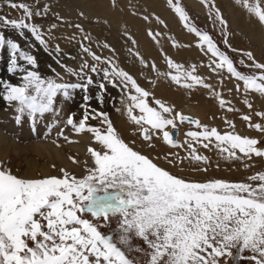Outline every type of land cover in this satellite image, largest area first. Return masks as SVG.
<instances>
[{"label":"snow or ice","instance_id":"6c2138e0","mask_svg":"<svg viewBox=\"0 0 264 264\" xmlns=\"http://www.w3.org/2000/svg\"><path fill=\"white\" fill-rule=\"evenodd\" d=\"M4 2L11 9L22 11L23 15L19 19L0 15V28H11L20 36H24L26 30L47 50L48 42L40 27L30 22L34 15L42 14L41 10L34 12V5L27 3ZM201 2L209 8V18L214 16L222 26L223 43L231 48L228 33L224 31L227 21L215 8L214 0ZM235 2L264 25L261 0ZM168 4L188 32L199 38L197 47L210 54L208 67L211 71L219 73L226 70L232 78L243 82L246 94L243 103L251 109L253 105L247 94L254 92L264 96V63L258 62L251 51L242 52L250 63H245V59L239 63L249 70V74L239 71L213 38L191 23L179 0H168ZM48 11V6L44 5L43 12ZM143 19L148 20L149 17L145 15ZM156 19L164 23L158 17ZM75 27L83 31L80 25ZM51 28L55 29L56 25H51ZM148 35L155 39L158 34L149 30ZM84 39L89 37L84 36ZM173 46H176L175 42ZM80 47L94 63L84 60L79 70L64 67L68 74L78 76L83 82H58L57 79L42 77L35 70L38 67L36 57L0 31V50L6 48L10 52L8 71L23 73L18 84L0 81V99L14 107L17 124L26 115L35 125L38 115L55 111L53 105L58 94L68 98L70 90L80 88L87 91L94 83L89 73H102L103 81L121 90L124 114L135 126L134 135L146 146L154 147L156 139H162L172 148L187 146L184 157L165 154L163 159L170 166L181 167L185 160L209 165V157L198 154L195 144L204 149L214 148L219 156L230 161H251L253 156L264 158V149L258 147L260 141L236 133L232 121L225 119L233 131L221 133L215 127L209 128L154 98L112 59L97 55L90 46L81 44ZM101 47L108 48L109 45ZM55 51L61 52L59 46ZM165 60L170 71L158 72V75L183 88L201 86L208 89L221 108L229 112L238 111L195 74L196 65L185 69L168 57ZM19 61H25L29 67H21ZM140 63L150 70L157 69L155 63L149 66L142 57ZM102 64L106 66L99 67ZM99 88L105 89V83H100ZM237 91H240L239 84ZM84 99L87 101L89 97ZM98 100L103 103L102 96ZM255 115L264 118V112H256ZM241 119L248 122L250 128L264 133V124H253L251 116L243 115ZM89 120H99V126L89 124ZM185 122L195 125L198 130L188 131L181 144L174 138L173 131ZM66 126H70L77 135L91 134L93 142L99 146L87 148L92 163L89 166L87 161L84 162L85 174L82 177L64 167L59 168V176H19L0 161V264H140L137 258L130 257L129 253L133 251L147 258L144 264H220L221 258L225 257L264 264V171L248 176V182L223 179L194 181L172 174L153 158L135 150L132 146L135 140L126 142L106 112L85 105L82 118L76 121L74 115H69ZM60 138L69 144L78 143L61 129L57 138L52 140L57 147H60ZM67 158L72 164L80 163L74 156ZM251 166L244 164L245 168ZM51 167L55 169L57 166L52 164ZM207 170V167L193 169ZM117 217L115 228H111L113 219ZM105 227L110 228L107 234L101 231ZM135 240H141L146 248L134 245ZM233 249L237 250L235 256ZM245 251L251 255L244 257Z\"/></svg>","mask_w":264,"mask_h":264},{"label":"rangeland","instance_id":"374dc122","mask_svg":"<svg viewBox=\"0 0 264 264\" xmlns=\"http://www.w3.org/2000/svg\"><path fill=\"white\" fill-rule=\"evenodd\" d=\"M13 2L34 5V12L37 9L42 12L40 16L34 15L30 22L40 27L44 39L48 42L47 50L40 46L26 30L24 36H20L11 28H0L7 38L19 42L23 50L36 57L38 67L35 70L42 77L57 79L58 82L82 83L83 81L78 76L68 74L64 66L79 70V66L84 60H87L89 64L94 63L90 56L81 51L80 45L84 44L90 46L97 55L112 59L118 67L129 72L145 90L151 92L154 98L166 102L175 111L195 117L201 124L207 125L209 128L215 127L221 133L233 131L225 123V119L230 120L235 125L236 133L258 139L260 141L258 147L264 149V133L250 128L248 122L241 119L243 115H249L252 117L253 124H264V118L255 115L256 112H264V96L249 92L247 99L253 105L249 109L243 103L246 97L243 91V82L232 78L226 70L219 73L211 71L208 67L211 62L210 54L197 47L199 38L194 33L188 32L183 26L169 6L168 0H13ZM179 3L190 17L191 23L197 29L207 32L217 46L233 60L239 71L249 74V70L239 63L241 59H245V63H250L242 56V52L251 51L258 62L264 63V25H261L257 18L250 15L235 0H214L215 8L227 21V28L224 31L228 33V44L231 45V48L223 43L222 26L215 21L214 16L212 19L209 18V8L201 0H179ZM44 5L49 8L46 13L43 12ZM261 5L264 6V0H261ZM0 15L7 16L9 19H19L23 13L20 10L11 9L4 0H0ZM145 15L149 17L148 20L143 19ZM157 17L164 23H159ZM53 24L56 25L55 29L51 28ZM77 24L83 29L82 32L75 27ZM149 30L158 34L155 39L148 35ZM84 36H88L89 39L85 40ZM173 42L176 46H173ZM103 44H107L109 47H101ZM57 46L61 49L60 53L55 51ZM141 57L149 66L155 63L157 69L150 70V67L142 65ZM165 57L183 65L185 69L196 65L195 74L201 76L206 83L221 94L222 98L231 102V107L238 111L229 112L226 108H221L218 100L208 89L201 86H195L192 89L183 88L171 82L169 78L158 75V72L167 73L170 71ZM57 60L60 63H57ZM9 64L10 52L6 48L0 50V81L20 83L23 73L19 71L10 73L8 71ZM19 64L24 68L29 67L25 61H19ZM105 66L99 65L101 68ZM57 74L59 75L57 76ZM89 75L92 76L94 83L88 87L87 91L80 88L70 90L68 98L58 94L53 105L55 111L45 113L43 116L38 115L35 125L26 115L17 124L14 107H9L7 102L0 99V132L25 152L21 151L15 154L9 150V152L5 151L6 154L0 153V161L5 162L14 174L25 177H36L38 174L59 176L61 175L59 168L64 167L76 176L82 177L85 174L84 162L87 161L89 166L92 163L87 148L90 146L98 148L99 146L93 142L91 134H75L70 126H66V120L69 115H74V119L79 121L83 116L85 105L90 109L106 112L126 142L135 140V144L132 145L135 150L153 158L159 166L166 168L174 175L200 182L210 179L248 182V176L264 171V158L253 156L251 161H230L219 156L214 148L204 149L200 144H195L197 152L209 157V165L189 163L185 160L181 167L170 166L163 159L165 154H177L184 157L187 155V146L172 148L166 145L162 139H156L154 147L146 146L138 136L134 135L135 126L128 121L124 114L121 90L114 88L107 81H103L102 73H89ZM100 83H105L106 88L100 89ZM237 84L240 86V91H237ZM230 89L231 91H229ZM85 96L89 97L87 101L84 99ZM100 96L103 97L102 104L98 100ZM151 100L152 97L149 98L150 103ZM117 109H121V111H117ZM88 123L99 126L100 122L99 120H89ZM34 128L35 130H33ZM61 129L65 135L78 143L69 144L60 138L58 141L60 147L53 144L52 140L57 138ZM197 130L196 126L190 123L179 124L178 141L183 144L186 139L185 134L188 131ZM37 144L51 145L55 149L61 150L64 162L57 163L30 153V148ZM77 145L83 146L81 152L73 150ZM69 155L76 157L80 163L72 164L67 158ZM156 157L161 158L156 159ZM27 160L34 165L31 175L26 171L28 170ZM245 163L252 166L245 168ZM52 164L57 167L53 169ZM40 166L47 169L46 174L42 173L43 170L40 169ZM203 167H207L208 170L206 172L193 171V169ZM117 220L118 217L113 219L111 228H115ZM101 231L107 234L110 228L105 227ZM133 243L146 248L141 240H135ZM236 254L237 250L233 249V255ZM129 255L137 258L140 264H144L147 259L134 251ZM249 255L251 253L247 251L243 253L244 257ZM220 264H252V261L225 257L221 258Z\"/></svg>","mask_w":264,"mask_h":264},{"label":"bare ground","instance_id":"6f19581e","mask_svg":"<svg viewBox=\"0 0 264 264\" xmlns=\"http://www.w3.org/2000/svg\"><path fill=\"white\" fill-rule=\"evenodd\" d=\"M9 150H11V152H13L15 154L23 151V149H21L20 147H18L15 144H13L12 142H10L9 139H6L0 132V153L6 154V152H9ZM73 150H76L77 152L78 151L81 152L83 150V146L77 145L76 147L73 148ZM29 152L34 154L35 156L40 157V158L50 159V160H53L54 162H57V163H63L64 162L61 150L55 149L51 145H42V144L33 145L30 148ZM27 168H28V170H26L27 173L31 175L32 170L34 168V165L28 160H27ZM40 169L43 170L42 173L47 172V169L43 166H40Z\"/></svg>","mask_w":264,"mask_h":264},{"label":"water","instance_id":"95a60500","mask_svg":"<svg viewBox=\"0 0 264 264\" xmlns=\"http://www.w3.org/2000/svg\"><path fill=\"white\" fill-rule=\"evenodd\" d=\"M186 116H189V115H186ZM189 117H191L192 119H196V120H198V119L195 118V117H192V116H189ZM187 123H188V122H187ZM171 131H172V130H171ZM178 134H179L178 129L173 131V136H174V138H175L176 140H177V136H178Z\"/></svg>","mask_w":264,"mask_h":264}]
</instances>
